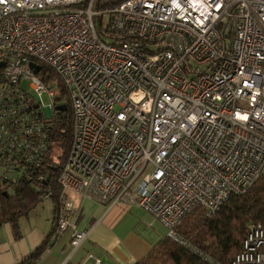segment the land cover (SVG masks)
I'll return each mask as SVG.
<instances>
[{"label": "built area", "instance_id": "2783aa9c", "mask_svg": "<svg viewBox=\"0 0 264 264\" xmlns=\"http://www.w3.org/2000/svg\"><path fill=\"white\" fill-rule=\"evenodd\" d=\"M95 1L0 0V178H31L47 160L58 90L45 67L73 112L54 236L69 232L73 250L88 234L71 191L136 205L217 264L177 227L196 206L213 215L264 171V0ZM229 264H264V216Z\"/></svg>", "mask_w": 264, "mask_h": 264}, {"label": "trees", "instance_id": "16d2710c", "mask_svg": "<svg viewBox=\"0 0 264 264\" xmlns=\"http://www.w3.org/2000/svg\"><path fill=\"white\" fill-rule=\"evenodd\" d=\"M122 0H96V8L111 6ZM98 18L96 24L98 28ZM42 79L54 84L58 90L55 106L66 105L65 109L54 107L49 132V153L44 165L31 173V178H20L16 182L0 178V225L11 224L16 231L17 219L27 213L43 198H50L54 207V224L50 237L55 234V219L61 203V186L57 181L61 164L64 162L73 138V112L66 90L52 71L42 67ZM46 79V80H45ZM57 150L58 154L54 155ZM43 174L38 180L34 175ZM51 190L49 197L44 194ZM264 215V171L255 182L240 195H231L213 215L207 216L200 206H196L179 223L177 230L199 247L217 264H229L239 250L241 240L249 224ZM46 249L39 245L20 264H31ZM132 264H212L195 255L166 236L159 240L143 258Z\"/></svg>", "mask_w": 264, "mask_h": 264}, {"label": "crops", "instance_id": "0c3cea01", "mask_svg": "<svg viewBox=\"0 0 264 264\" xmlns=\"http://www.w3.org/2000/svg\"><path fill=\"white\" fill-rule=\"evenodd\" d=\"M67 196L80 204L77 227L88 230L82 243L72 250L69 232L50 237L53 202L41 199L17 219L16 231L8 222L0 225V264H20L43 243L45 251L31 264H61L65 260L67 264H81L92 252L98 255L99 264H132L166 236L162 224L136 205L116 203L106 207L75 192L68 191ZM62 250L68 251L63 254ZM83 264H93V260Z\"/></svg>", "mask_w": 264, "mask_h": 264}, {"label": "water", "instance_id": "95a60500", "mask_svg": "<svg viewBox=\"0 0 264 264\" xmlns=\"http://www.w3.org/2000/svg\"><path fill=\"white\" fill-rule=\"evenodd\" d=\"M29 65H30L31 67H33L34 72H38L39 69H40V65L34 63L33 61H30ZM55 108L58 109V110H62V109H65V108H66V105L63 104V103H59V104H57V105L55 106Z\"/></svg>", "mask_w": 264, "mask_h": 264}, {"label": "rangeland", "instance_id": "374dc122", "mask_svg": "<svg viewBox=\"0 0 264 264\" xmlns=\"http://www.w3.org/2000/svg\"><path fill=\"white\" fill-rule=\"evenodd\" d=\"M41 101L43 103V105H47L49 102H50V99L48 97V95L46 93H42V96H41ZM62 103V102H61ZM54 151V155L56 157V155L58 154L57 150H53ZM1 172V171H0ZM45 199V198H43ZM64 251V252H63ZM68 251V250H67ZM67 251L65 250H62V253H66Z\"/></svg>", "mask_w": 264, "mask_h": 264}]
</instances>
